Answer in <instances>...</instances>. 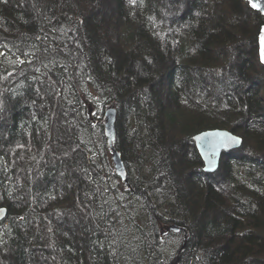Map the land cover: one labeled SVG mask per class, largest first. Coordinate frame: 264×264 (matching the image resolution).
<instances>
[{"label":"trees","instance_id":"1","mask_svg":"<svg viewBox=\"0 0 264 264\" xmlns=\"http://www.w3.org/2000/svg\"><path fill=\"white\" fill-rule=\"evenodd\" d=\"M102 1L0 0V262L264 264V19L245 0H110L108 18ZM210 129L244 139L220 179L193 142Z\"/></svg>","mask_w":264,"mask_h":264},{"label":"water","instance_id":"2","mask_svg":"<svg viewBox=\"0 0 264 264\" xmlns=\"http://www.w3.org/2000/svg\"><path fill=\"white\" fill-rule=\"evenodd\" d=\"M245 2L254 12L258 13L264 19V10H260V8H253L249 0H245ZM253 2H257L260 7H264V0H253ZM262 37H264V25L261 28L258 38V56L260 63L264 67V39H262ZM115 123V109L109 108L104 114V135L111 152L110 157L114 172L124 185L128 187L127 172L124 162L120 153L113 147L115 139ZM234 138L238 139L239 142L237 143ZM193 142L203 164L202 172L207 175H213L219 170L223 156L242 148L244 139L242 136H239L229 130L210 129L194 135ZM0 209L3 210L0 212V222H2L6 219L8 211L5 207H0ZM168 230L176 233L183 232V234L187 236V230L183 226L173 224L168 227Z\"/></svg>","mask_w":264,"mask_h":264},{"label":"snow or ice","instance_id":"3","mask_svg":"<svg viewBox=\"0 0 264 264\" xmlns=\"http://www.w3.org/2000/svg\"><path fill=\"white\" fill-rule=\"evenodd\" d=\"M2 2L7 3V0H2ZM130 2H131L134 6L137 4V0H130ZM249 2L251 3V6H252L253 8H260V10H264V7H260L259 3H257V2H253V0H249ZM140 3H143V0H140ZM150 19H151V18H150ZM262 39H264V37H262ZM0 47H6V45H0ZM45 52H47V49H45ZM0 55H4V53H3V52H0ZM22 55H24L25 57H32V56H35V53H27V52H23ZM26 62H27L28 64H30V65L33 63V61H32L31 58L27 59V61H25V60H23V59H17V60L15 61V63H17V64H25ZM65 70H66V69H65ZM36 71H39V69H36ZM11 75H12V73L9 72V73H8V76H11ZM5 78H7V77H5ZM42 83H43V82H42ZM57 83H58V82H53V85H51L50 87H51V89H52V94H53V95H56V96H59V95H60V90H59L58 87L55 86ZM37 91L39 92V89H37ZM234 139L236 140L237 143L239 142L238 139H236V138H234ZM81 143H83V141H81ZM20 147L23 148L24 145H20ZM78 148H79V145H76L75 147L71 148V151H70V152H69V151H65L64 155H65V156H68V155L71 154V152H76ZM87 151L91 152V149H87ZM0 159H2V157H0ZM84 171H85L86 175H88L87 170H84ZM106 190H107V189H105V191H106ZM97 191H99V189H97ZM105 203H108V201L106 200ZM2 211H3V210L0 209V212H2ZM20 219H24V217H20ZM49 231H51V229H49ZM109 231H110V230H109ZM3 242H4V241H3V235L0 234V244H2ZM53 258H54V257H53ZM0 264H2V262H0Z\"/></svg>","mask_w":264,"mask_h":264},{"label":"rangeland","instance_id":"4","mask_svg":"<svg viewBox=\"0 0 264 264\" xmlns=\"http://www.w3.org/2000/svg\"><path fill=\"white\" fill-rule=\"evenodd\" d=\"M178 2V1H177ZM189 0H180L177 4L175 3L174 5H172L171 3L168 5V7L171 9L172 7H176L178 9V11H184V7L186 3H189ZM102 11H103V17L108 18L109 16H111L112 12L115 10L114 6H113V2L110 0H103L102 2ZM244 49L247 51L249 49V46H244ZM250 50V49H249ZM248 52V51H247ZM259 59V56H258ZM259 69L256 73L260 72V74H256L257 76H260L261 81H264V67L262 66V64L260 63L259 60ZM264 89V87H263ZM264 92V90H263ZM242 148H240L237 151L232 152V154L234 155H240L242 153L241 151ZM111 159V157H110ZM112 163V162H111ZM219 171V172H218ZM215 174H213L214 176L217 177V179H220L221 177V170H218Z\"/></svg>","mask_w":264,"mask_h":264}]
</instances>
